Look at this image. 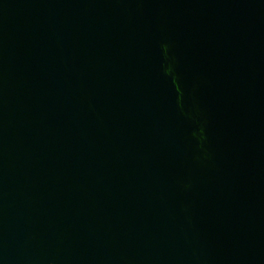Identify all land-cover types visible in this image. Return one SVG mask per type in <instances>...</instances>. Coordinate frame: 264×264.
Instances as JSON below:
<instances>
[{
    "label": "water",
    "instance_id": "95a60500",
    "mask_svg": "<svg viewBox=\"0 0 264 264\" xmlns=\"http://www.w3.org/2000/svg\"><path fill=\"white\" fill-rule=\"evenodd\" d=\"M0 264H264V0H0Z\"/></svg>",
    "mask_w": 264,
    "mask_h": 264
}]
</instances>
